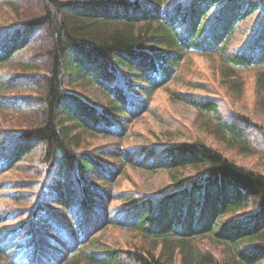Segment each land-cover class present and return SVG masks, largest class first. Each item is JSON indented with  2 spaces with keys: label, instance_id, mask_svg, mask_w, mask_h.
<instances>
[{
  "label": "trees",
  "instance_id": "1",
  "mask_svg": "<svg viewBox=\"0 0 264 264\" xmlns=\"http://www.w3.org/2000/svg\"><path fill=\"white\" fill-rule=\"evenodd\" d=\"M40 1L42 7L0 0L13 11V21L0 24V112L15 114L0 120V175L33 165L35 154L32 181L41 180L40 192L50 195L38 196L32 216L13 226L7 222L23 216L18 208L0 212L1 257H11L17 238L30 232L23 245L30 261L9 264H38L47 233L69 240L54 264H264V171L203 140L134 148L121 141L193 52L217 53L224 80L234 85L238 69L259 68L263 94L264 0ZM256 13L250 36L237 45L235 34ZM172 97L203 113L208 131L242 152H254V133L264 136L262 124L245 113L224 114L216 98L177 90ZM99 135L117 142L88 149V136ZM129 166L167 169L173 187L119 190ZM50 204L67 224L59 226ZM88 212L99 217L93 229L80 221ZM108 226L130 229L151 247L110 246L95 235ZM207 237L227 255L202 248Z\"/></svg>",
  "mask_w": 264,
  "mask_h": 264
},
{
  "label": "rangeland",
  "instance_id": "2",
  "mask_svg": "<svg viewBox=\"0 0 264 264\" xmlns=\"http://www.w3.org/2000/svg\"><path fill=\"white\" fill-rule=\"evenodd\" d=\"M32 1L37 7H42L40 0ZM257 14L244 23L242 32L235 34V39L238 41L237 45H241L250 36L252 29L250 27L255 26L260 19L256 17ZM12 19V9L5 4H0V24L11 23L13 21ZM6 67L11 68L9 65ZM258 71L259 68L238 69L237 73L239 76H237L236 81L238 84L226 83L224 80V65L217 53H191L183 61L180 69L177 71V76L155 91L150 102L149 111H146L140 118L133 121L132 126H129L128 135L121 140L122 144L134 148L135 146L155 142L164 144L166 142L171 143L180 140H203L207 144L220 149L226 156L232 158L237 163L264 171V136L262 134L259 132L254 133L253 153L242 152L238 147L228 145L226 142L216 138L215 134L209 132L206 116L203 113H200L191 104L176 100L172 97V91L177 90L190 91L209 96L210 98H216L219 100L220 110L224 114L227 115L230 112L248 114L255 121L262 124L264 130V100L262 99L264 93L260 94L262 92H258L257 90ZM195 84H202L205 87L200 85L195 87ZM89 86L88 89H90V92L95 94L99 92L95 86ZM2 112H10L7 114L15 115L14 111L11 110ZM3 113L0 112V120L6 115ZM19 122L21 121L16 120L15 125H19L17 124ZM115 142H117L116 138L102 135L88 136L86 141L88 149H93L98 146L102 147L106 144H114ZM258 142L262 144H258ZM33 155V165L20 169H11L0 175V186H4L0 189V212L6 213L12 209L15 211L16 209L14 208L17 207L16 216L23 215L22 217L9 220L7 222L9 226L19 223L24 218L29 219L32 216L35 206L38 205V201L41 202V180L35 179L32 181L34 179L33 174L38 169L37 157L35 154ZM30 163L32 162L30 161ZM173 180L172 173L167 169H159L156 172H151L145 168L129 166L124 171V174L117 179L115 187L119 190L140 189L145 193L164 192L173 187ZM49 196L48 193L44 192L42 199L46 198L47 200ZM44 203L47 204L45 201ZM51 205L54 208L53 211L56 212L59 226L67 224V220L60 211H56L57 206L54 204ZM113 205H118V202L114 201ZM76 209L77 207L73 211ZM80 221H83L86 225L90 224V228L93 229L96 227L99 217L96 214L94 215L88 212L80 218ZM32 230L35 231L33 226ZM37 230H45V228H39ZM29 234L31 233L29 232ZM29 234L24 237L20 235L17 238L19 244L15 247L11 257H1L0 255V264H9L12 263V260L19 262V259H25L23 257L26 254L25 246H23L25 244L24 238L29 236ZM65 235L69 237V232L66 231ZM95 235L102 237L110 246H116L124 250L129 248L134 249V245L151 247L149 242L142 240L134 231L118 226H108L106 229H100L96 231ZM42 242L45 243V246L42 250V258L40 256L38 258V264L58 263L62 258V248H65L69 244V240L54 237L50 233H47L46 237L42 239ZM6 243L4 241L2 246ZM200 246L204 249L212 250L220 258L227 255V247L215 242L211 238L207 237L202 239ZM35 255L34 253L33 256ZM25 261L28 263L30 257L29 259H25ZM74 263L84 264L83 262L69 264Z\"/></svg>",
  "mask_w": 264,
  "mask_h": 264
}]
</instances>
